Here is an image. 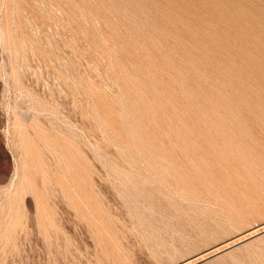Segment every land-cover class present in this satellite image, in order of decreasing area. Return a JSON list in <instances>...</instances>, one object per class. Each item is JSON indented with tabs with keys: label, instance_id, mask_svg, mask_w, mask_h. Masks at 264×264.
Segmentation results:
<instances>
[{
	"label": "rangeland",
	"instance_id": "1",
	"mask_svg": "<svg viewBox=\"0 0 264 264\" xmlns=\"http://www.w3.org/2000/svg\"><path fill=\"white\" fill-rule=\"evenodd\" d=\"M0 264H264V0H0Z\"/></svg>",
	"mask_w": 264,
	"mask_h": 264
},
{
	"label": "bare ground",
	"instance_id": "2",
	"mask_svg": "<svg viewBox=\"0 0 264 264\" xmlns=\"http://www.w3.org/2000/svg\"><path fill=\"white\" fill-rule=\"evenodd\" d=\"M11 186V185H10Z\"/></svg>",
	"mask_w": 264,
	"mask_h": 264
}]
</instances>
